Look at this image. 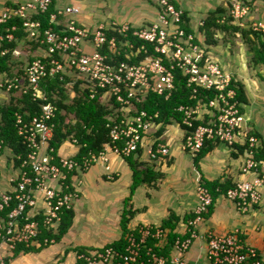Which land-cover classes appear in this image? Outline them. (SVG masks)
I'll list each match as a JSON object with an SVG mask.
<instances>
[{
  "label": "built area",
  "instance_id": "2783aa9c",
  "mask_svg": "<svg viewBox=\"0 0 264 264\" xmlns=\"http://www.w3.org/2000/svg\"><path fill=\"white\" fill-rule=\"evenodd\" d=\"M160 9V19L151 21L134 27L131 30L129 24H122L115 27L116 30L127 37L132 31L133 36L138 37L151 45L154 53L151 54L146 44L141 49L144 50L145 57L138 63H132V57L138 56L140 51H134V44L131 41L124 43L130 47L126 52V59H120L121 47L116 37L109 38L105 26L101 25L95 30L82 26L75 19V15L80 9L68 6L65 9H58L52 13L51 23L60 25V16L71 15L63 33L50 26L45 30L41 43L45 44V54L39 58L29 61L23 67V73L15 71V76L11 78L5 71L0 70V97L5 98V94L21 95L30 89L34 99L47 96L41 90L40 81L47 76L60 74V79H64L69 72H75L85 81V86L89 89L92 97L99 90L105 91V97L112 99L116 97L121 109L125 112L137 111L136 102L145 99L150 91L163 93L166 89L174 88V70L179 68L184 74H189L190 82L198 81L206 86L224 89L228 86L231 76L225 73L221 67L209 58L206 65L201 67L197 61L202 57L201 47L194 42V36L181 28L182 9H178L172 0H156ZM252 1V0H249ZM233 6L231 14L244 25V18L250 15L251 5L246 1L232 0ZM53 0H24L17 6H5L0 13V24H5L16 17L22 18L23 26L29 33V37L39 41L41 35L42 22L34 19V15L50 10ZM253 26L257 30L264 32V23L254 21ZM18 29L16 24L0 29V54L5 56L9 52L7 43L16 40L15 32ZM108 42L112 54L103 52V46ZM15 55H20L19 48L15 49ZM58 53L59 57H55ZM159 53V54H155ZM164 56L170 66L164 63ZM49 58L45 62L43 59ZM48 65L50 66L48 68ZM228 95L234 97V90H229ZM226 98L225 96H223ZM11 99V97H10ZM5 100V99H4ZM229 103V104H228ZM227 107H222V113L215 121V126H200L195 133L189 135L183 141V148L191 152L198 151L206 138L219 137L221 140L232 143L235 133H240L242 138L249 136L243 126V115H239L237 103L227 102ZM120 109V111H121ZM183 109V106L181 107ZM57 107L54 103L42 104L40 114L32 117L28 121L24 120L21 114H17V126L19 134L22 136L23 144L28 148L26 158L23 159L19 172L10 178L11 188L0 189V210L9 207L12 202L15 206L8 213L7 217L0 219V264H7L12 258L17 244L29 245L40 234V224L37 220L21 221L22 218L29 219L35 217L31 214L32 209L43 205V223L48 229L58 230L61 221L60 211L70 203L78 193L68 191L70 188L66 182L69 172L75 169H84L74 157H64L55 154L56 150L51 146L54 136ZM122 112V111H121ZM158 115V113H157ZM125 118L115 120L114 125L108 124L111 128L112 142L105 145L104 150L99 154H92L91 158L85 162V169H89L94 164L107 161L108 150L115 154L126 157L138 150L140 144H144L142 132H148L151 127H155L152 117H148V112L143 110L139 114L130 116L123 114ZM238 131V132H237ZM123 140L124 146L118 145ZM75 143L76 139H72ZM250 145L255 146L258 139L255 136L249 137ZM3 140L0 141V153L3 149ZM151 145L148 155L151 158H158V155H168L170 147L163 142L154 149ZM19 155L18 158H21ZM66 168V171H64ZM242 170L246 173L258 171V164L247 158ZM264 176L257 175L254 180L238 182L235 187L229 188L224 194L234 201L240 211L246 212L254 205L259 204L263 198ZM198 205L194 211L195 217L188 224V231L191 237H196V227L204 220L203 214L209 210L213 204V196L208 188L199 184L197 186ZM25 212L27 214H25ZM150 226L141 230L140 242H145L151 235L157 239H164L167 230L162 227ZM137 239L133 234L129 237L130 246L127 250L130 254H123L116 249L109 247L104 250L93 249L89 252H81L78 259L83 263L76 264H136L137 251L135 247ZM191 239L184 241L177 240L175 248L186 251L190 246ZM208 252L210 258H214L216 264H243L248 256H257L256 250L244 244L238 232H231L221 235L210 231L208 234ZM121 258V261H119ZM154 258L157 264H165L166 258ZM172 264H192L181 257L172 258ZM251 264H261L256 260Z\"/></svg>",
  "mask_w": 264,
  "mask_h": 264
},
{
  "label": "crops",
  "instance_id": "0c3cea01",
  "mask_svg": "<svg viewBox=\"0 0 264 264\" xmlns=\"http://www.w3.org/2000/svg\"><path fill=\"white\" fill-rule=\"evenodd\" d=\"M23 1L0 0V13L5 6L17 5ZM177 1L180 9L187 14L192 32L196 35L199 44L205 45L208 49L209 57L218 62L221 69L227 72L231 78L244 84L249 100L247 104H242L244 127L248 133L251 131L259 133L262 136L261 142H264V65H256L252 61V52L240 33L217 31L214 39L218 42L208 44L206 43V34L201 30L210 12L222 7L227 8L229 0ZM54 3L57 9H65L68 6L78 7L80 11L74 16L75 19L79 24L91 30H95L101 25L111 27L130 24L140 27L145 23L160 19V9L155 0H54ZM70 17L69 14L65 15L60 19V23L67 24ZM250 17L253 22L262 21L264 23V0H253V12ZM38 52L39 55L45 54V48ZM73 76L79 78L75 77L82 85V79L75 72L67 74L71 80L68 84L72 83ZM73 92L75 93L74 90ZM121 111L122 115L129 114L124 109ZM178 128L179 126H170L163 138L169 130L177 132ZM153 137L156 135L151 132L145 139L141 154L136 155V158L139 162L145 163L142 168L151 165L155 171L161 172L162 176L151 184H141L132 195L129 207L134 210V217L129 223V227L141 231L146 226H150L153 230L154 227L163 226L165 220L176 217L174 232L178 234L177 240L184 241L190 238L191 242L189 248L184 252L173 248L170 256L172 258L181 257L194 264H215L208 253L210 231L221 235L238 232L244 237L246 243L256 247L260 256L264 258V191L262 201L246 212L240 211L234 201L222 194L214 200L212 208L204 216V221L198 223L196 237H191L187 227L188 222L193 219L194 211L198 205L197 186L199 184L217 180L237 184L242 181L254 180L258 173L242 171L246 155L239 149H232L226 144L217 143L215 148L200 160L198 167L194 162L195 156L183 148L184 139L181 138L180 141L168 142L166 140L171 147L170 155L152 160L148 155V150L152 141L157 140ZM149 139H152L150 143ZM78 151L79 147L71 139L66 140L57 150L58 154L64 157L74 156ZM7 152L9 154H6ZM7 152L4 150L0 154V189L2 190L11 188L9 183L13 175L11 176L9 170H14V176L19 171L18 168H13L11 152ZM107 158V161L98 162L83 173H90L92 177L97 175L105 182L114 180L113 183L121 181L123 175L127 177L128 193H124V195L120 193L121 198L117 201L116 211L103 212L102 221H85L86 212L83 209V202H77V206L80 207L79 211H76L77 208L74 205L76 217L72 227L61 240L43 247L38 236L29 245L23 244L33 247L34 250L28 252L21 250L19 253H15L9 264H76L78 254L81 253L80 250L101 248L122 237L121 218L125 209V201L132 193L130 187L133 183V171L126 158L109 150ZM106 166H110L111 172L107 170ZM261 169V173L264 174V164ZM80 174H74L72 179V183L73 181L80 183L81 187L77 190L79 197L83 193V180L80 179ZM113 174L114 178H111ZM138 196H141V202L136 201L135 197ZM106 199L110 201L109 198ZM136 202L140 204L139 207H136ZM140 206L142 207L140 208ZM137 209L140 211L139 215H135ZM44 212L43 205L31 210V214L35 216H44ZM170 230L171 228L167 226V232Z\"/></svg>",
  "mask_w": 264,
  "mask_h": 264
},
{
  "label": "trees",
  "instance_id": "16d2710c",
  "mask_svg": "<svg viewBox=\"0 0 264 264\" xmlns=\"http://www.w3.org/2000/svg\"><path fill=\"white\" fill-rule=\"evenodd\" d=\"M244 1L251 5L252 9L250 14H252L253 0ZM172 2L178 9H180L177 0H172ZM155 3L157 4L156 0ZM157 6L159 7L158 4ZM232 6L233 2L232 0H229L227 8L222 7L216 9V11L210 12L201 28L202 32L206 34V43L213 44L214 42H218L214 39L215 33L217 31H231L233 33L238 32L241 34L243 41L252 52V61L256 65H264V32L262 30H257L254 28L252 24L253 19L252 17H250V15L244 18V25L241 24L242 19L237 21L231 14ZM57 10L58 9L55 8V3L53 0L49 11L34 15V19H38L42 22L39 41L33 40L29 37V33L23 26L24 20L20 17L9 20V22L5 24H0V29L2 30L14 24L18 26V29L14 31L17 39L7 43L6 45V47L9 48V52L5 56H2L0 54L1 71H5L11 78L15 76V71L17 69L19 73H17L16 75L23 73V62L22 60H19L20 58L17 57L14 52L16 48H19V43L22 40L28 39L32 44L33 50H36L38 48L46 49L47 46L41 43V39L44 38V33L47 28L53 26L55 30L63 33L66 25H64L63 23H60V25L51 23L50 16ZM63 17L64 16H60V19ZM121 25H115L105 28L108 37L110 39L116 37L117 42L122 49L121 55L119 57L120 59H126V52L130 51V47H127L126 45L124 46V43L128 40L134 44L135 47L133 50L135 52L138 50L140 51V54L138 56L132 57V60H130L132 63H138L145 57L144 50L141 49L143 44H146V48L149 49V52L151 54L154 53L153 47H151L150 44L147 45L145 41L140 40L138 37L133 36L132 31H130L127 37L120 34L116 30V28ZM180 25L181 28L186 31V36L192 34L194 36V42L196 43V45H199V47H201L202 57L199 58V61H197L199 65L201 67L205 66L207 58L213 60L209 57V51L206 46L199 44L196 35L192 32L189 20L187 19V14L184 11L182 13V21ZM129 26L131 27V30L134 29V26L130 24ZM102 50L109 55L112 54L111 50L109 49L108 42L103 46ZM40 56L42 55L38 54L35 57L31 58L29 61H33ZM55 57H59L58 53L55 54ZM43 60L47 62L49 61V58ZM164 63L170 66V63L165 56ZM216 63L219 65L218 62ZM49 67L50 66L48 65V68ZM174 74V88L166 89L163 93L150 91L146 95L144 100L135 103L137 111H130L128 114L130 116H133L145 110L148 112V117H152V120H154L155 123V127L158 126V128H156L154 131L149 130L148 132H142V135L147 138L151 132H154V135H156V137L153 138L157 140L152 141V139H149V143L152 141L151 145L154 146V149H156L158 144L161 142L168 144V146L170 147L169 143L166 142L165 138H163V135L166 130L175 123L181 130L184 131L183 141H185L189 135L195 133L200 126H211L214 129H218V126H215V121L222 113V107L228 106V101L230 103L236 102V106L239 109L238 114H244V107L242 104H247L249 100L243 83L235 81L234 78H231L230 83L226 88L219 89L215 85L213 87H209L198 81L190 82L189 79L191 75L184 74L179 68H176L174 70ZM69 82H71V80L69 79V77H67V75H65V78L62 80L60 79V74L50 75L48 73L47 76H45L40 81V87L41 90L45 92L47 96L46 99H34L31 89L27 93H22L21 95H12L9 102H7L6 100H2L0 97V141L3 140L4 142L3 149L0 154H2L4 152V148H6L5 150L11 152L13 168L20 169L22 167L23 159L26 158L28 148L25 144H23L22 136L19 134V129L17 126V114H21L24 117V120L28 121L32 117L40 114L42 104L48 102L54 103L57 107V111L53 119L55 123V131L53 139L51 140V146L55 148V154H57V150L66 140L76 139L77 142H75V144L79 147V151L72 157H74V159L79 162L82 168H84L75 169L74 171L69 172L67 175L66 182L70 186L68 191L70 190L74 192L75 187L72 183L74 174L86 172L87 170H89L87 168L85 169V162L87 161V159L91 158L92 154H99L104 150L106 144L112 142V137L110 134L112 127L109 128L108 124L110 123L111 125H114L116 123L115 120H121L125 117L120 111L122 107L121 104L116 100V97H113L111 100H109L108 97H105V91H103V89L99 90V92L96 93L94 97H92L89 89H87L86 87L84 89H81V82H78L73 87L75 96L70 98V94L66 88V85ZM229 90H234L235 95L233 98L228 95ZM223 96H225L226 98H224ZM182 106L183 109H181ZM235 134L238 136L234 137L232 143H229L225 140L223 141L219 137L206 138L201 148L195 153L191 152L190 150L185 151L195 156L194 162L199 167L200 160L208 155L215 148L217 143H223L231 147L232 149H239L246 155V159L252 158L258 164V175L264 176V174L261 173V167L264 164V142H261L262 136L259 133L252 131L249 133L247 139L242 138L240 133ZM250 136L257 137L258 143L255 146L250 145ZM118 145L123 147V140H120ZM142 147L143 144H140L137 151H134L131 155L124 157L132 168L133 183L131 186V196L128 197L125 201V209L121 218L123 235L119 240L113 241L112 243L104 247L96 249L104 250L106 248L112 247L123 254H130V251H128L127 248L128 246H130L129 237L131 234H133L137 239L136 243L138 244V246L135 247V250L137 251L136 264H157L158 261L154 258V255L160 258L164 256L167 260L165 264H172V257L170 256V253L172 249L175 248L176 240L178 237V234L174 232V220H177L176 217H171L165 220L166 222L162 226V228L167 230L168 226L171 228V230L170 232L166 233L164 239H157L150 235L145 242H140L141 231L131 229L129 227V223L134 217V210L132 209V207H129L131 206L130 201L132 195L141 184H151L152 182L160 179L162 176V173L155 171L154 167L151 165H147L146 168H142L145 163L139 162L138 158H136V155L141 154ZM170 153L165 156L160 154L158 155V158H151L150 155L149 157L152 160H157L160 158L168 157ZM19 155H22V157L18 158ZM22 168L26 169V167ZM64 171H66V168H64ZM201 185L210 190L213 196V200H215L217 197L224 194L229 188L235 187L236 183H232L229 181L222 182L217 180L212 182L206 181V183L202 182ZM15 204V202H12L9 207H5L3 210H0V219L3 217H7L8 213L12 210ZM213 204L209 207V210L212 208ZM209 210L205 212L203 216H205L206 213L209 212ZM25 214L27 213L25 212ZM60 215L61 221L59 222L57 231L52 228L48 229L47 226L44 225L43 216L38 215L35 217H30L28 220L22 218L21 221H39L40 234L38 235V239L41 241V246L44 247L45 245L61 240V238L72 227L74 219L76 217L74 204L72 203L70 207L65 206L60 211ZM152 231H155V228ZM239 236L244 244L250 246L251 248H254L257 253V256H248L247 260L243 264H251L256 260L260 261L261 264H264V258L260 256L259 250L253 245L247 244L244 240V237H242L241 235ZM21 250L28 252L34 250V248L27 247L26 245L19 243L17 244L15 253H19ZM80 252L86 253L89 252V250H80ZM10 259H8L7 264H9ZM210 259L216 264L214 258ZM119 261H121V258H119ZM78 262L83 263L82 259H78Z\"/></svg>",
  "mask_w": 264,
  "mask_h": 264
},
{
  "label": "rangeland",
  "instance_id": "374dc122",
  "mask_svg": "<svg viewBox=\"0 0 264 264\" xmlns=\"http://www.w3.org/2000/svg\"><path fill=\"white\" fill-rule=\"evenodd\" d=\"M257 5H258V3H257ZM19 50H20L21 54L17 55V57L20 58L19 60H22V62H23L22 66L25 67L31 58H33L39 54L38 51H43L44 49L38 48L36 50H33L31 42L28 39L27 40L25 39L19 43ZM75 77L76 76H73V80H72L71 84L66 85V88L70 94V98H71V96H74L75 93L73 92V86L78 82L76 80L77 77L76 78ZM77 79H79V78H77ZM81 81H83V80H81ZM82 85H81L82 86L81 89H84L86 87L84 84V81H83ZM10 97H11V94L7 93V94H5L4 99L7 102H9ZM4 99H2V100H4ZM244 123L245 122H244V117H243V126H244ZM175 126H177L176 123L173 125V127H175ZM153 129L155 130V128L152 127L150 129V131H153ZM183 136H184L183 131L180 128H178L177 132H171L169 130L166 133V135L164 136V138H165V140H168V142L169 141L172 142V141H180V139L183 138ZM145 139H146V137L144 138V142H145ZM4 150H5V148H4ZM6 152H7V150H6ZM6 154H9V152H7ZM65 157H72V156H65ZM106 168L109 172H111L110 166L109 167L106 166ZM9 171H10L11 176L12 175L14 176V172H13L14 170L11 169ZM80 173H81L80 179L83 180V184H82L83 193H81L80 198L77 196H74L70 203H73L75 205V207L77 208L76 211H79L80 207L77 206V204H78L77 202H81V203L83 202L82 203V205L84 206L83 209H85L84 212H86L84 215V217H86L84 219L85 221H102L101 218L103 217V215H102L103 212L107 213L110 211H112V212L116 211L117 201H118V199L121 198L120 193L123 195H124V193L125 194L128 193L127 177L125 175H123L121 181L113 183L114 180H110L109 182H105L104 179L99 178L97 175L92 177L90 173H83V172H80ZM113 177H114V174H113V176H111V178H113ZM73 185H74V187H77V188H75L74 192L78 193L77 190H79V188L81 187L80 183H75L73 181ZM130 189H131V187H130ZM140 194H141V192H140ZM106 198H109L110 201H107ZM140 198H141V196L135 197L136 201H140ZM139 205L140 204L138 202H136V207H139ZM141 207L142 206H140V208ZM139 212H140L139 210L136 211L135 215L136 214L139 215ZM90 215H92V216H90Z\"/></svg>",
  "mask_w": 264,
  "mask_h": 264
}]
</instances>
